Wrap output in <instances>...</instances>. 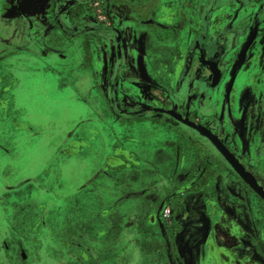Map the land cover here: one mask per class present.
<instances>
[{"label": "flooded vegetation", "instance_id": "af4514ba", "mask_svg": "<svg viewBox=\"0 0 264 264\" xmlns=\"http://www.w3.org/2000/svg\"><path fill=\"white\" fill-rule=\"evenodd\" d=\"M11 59L32 76L43 64L51 79L76 64L74 93L87 104L80 87L91 90L111 126L110 149L71 192L87 232L62 239L67 249L51 252L55 264H126L139 249L149 264H218L225 223L221 264H264V198L196 127L264 187V0H0L7 114L25 78L11 72ZM66 138L85 145L76 130ZM147 145L168 159L148 161ZM32 182L46 188L31 177L6 188ZM107 206L115 209L111 225L95 212ZM107 231H115L113 247L100 239Z\"/></svg>", "mask_w": 264, "mask_h": 264}, {"label": "rangeland", "instance_id": "374dc122", "mask_svg": "<svg viewBox=\"0 0 264 264\" xmlns=\"http://www.w3.org/2000/svg\"><path fill=\"white\" fill-rule=\"evenodd\" d=\"M10 64L11 72H25V78L14 88L16 102L10 107L9 115L0 107V197L4 198L0 200V264H55L51 252L67 249L62 239L86 231L80 221L82 207L72 201L71 192L73 185L94 172L110 149L111 126L102 114V107L98 109L92 104L91 90L80 87L89 99L87 104L74 93L71 81L82 71L76 64L70 66L66 76L62 73L56 79L46 77L43 64L37 71L40 73L33 76L18 60L11 59ZM5 96L0 94L2 99ZM25 123L37 128V134L17 126ZM89 128L97 130L99 135L93 138ZM72 130H76L79 138L84 137L86 146L77 147L66 141V135ZM193 146L192 141L187 145L192 158L197 157ZM141 151L153 163L168 159L166 150L158 152L152 145ZM94 152H99L100 158ZM165 162L167 168L169 161ZM30 177L38 179L46 188L32 182L7 191V185H17ZM105 209L103 212L101 207L96 208V216L111 225L116 221L115 209L111 206ZM40 216L44 217L46 226L38 224ZM114 233L107 231L100 238L105 246L113 247ZM228 233L229 225L225 223L218 236L221 243L216 255L218 264L226 263ZM34 239H41L42 246L34 243ZM140 250L130 262L127 257L129 264H149L148 254Z\"/></svg>", "mask_w": 264, "mask_h": 264}, {"label": "water", "instance_id": "95a60500", "mask_svg": "<svg viewBox=\"0 0 264 264\" xmlns=\"http://www.w3.org/2000/svg\"><path fill=\"white\" fill-rule=\"evenodd\" d=\"M203 134L209 136V138L215 143L218 149L225 155V157L231 162V164L236 168L238 173H240L252 186L255 190L264 198V187L259 185L257 180L250 172H248L245 167L239 162L238 158L235 157L233 153H231L218 139L217 136L212 134L211 132L207 131L202 126H197Z\"/></svg>", "mask_w": 264, "mask_h": 264}, {"label": "built area", "instance_id": "2783aa9c", "mask_svg": "<svg viewBox=\"0 0 264 264\" xmlns=\"http://www.w3.org/2000/svg\"><path fill=\"white\" fill-rule=\"evenodd\" d=\"M163 214H164L165 217L169 216V207H165L164 208Z\"/></svg>", "mask_w": 264, "mask_h": 264}, {"label": "crops", "instance_id": "0c3cea01", "mask_svg": "<svg viewBox=\"0 0 264 264\" xmlns=\"http://www.w3.org/2000/svg\"><path fill=\"white\" fill-rule=\"evenodd\" d=\"M34 72V71H33ZM37 73H39V72H34V74H37Z\"/></svg>", "mask_w": 264, "mask_h": 264}]
</instances>
